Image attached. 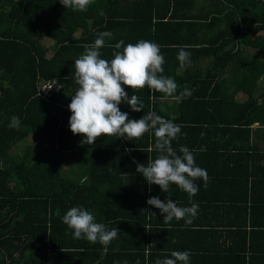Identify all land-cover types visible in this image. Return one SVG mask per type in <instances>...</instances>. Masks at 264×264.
<instances>
[{
	"label": "trees",
	"instance_id": "obj_1",
	"mask_svg": "<svg viewBox=\"0 0 264 264\" xmlns=\"http://www.w3.org/2000/svg\"><path fill=\"white\" fill-rule=\"evenodd\" d=\"M194 1L94 0L86 12H74L59 0H0V264H81L85 258H92L90 264H117L118 253L112 250L126 262L149 264L158 253L147 247L154 234L146 226L156 221L144 206L143 211L126 214L124 204L129 202L127 193L139 189L141 196L131 199L143 204L160 190L136 171L137 163L146 165L148 157L156 158L157 153L149 151L154 137H103L84 145L83 137L69 128L68 105L78 87L74 61L84 52L82 45L93 43L99 33L118 30L100 49L101 58L108 60L115 51L112 45L120 40L125 46L142 39L157 43L166 61L163 75L175 79L177 94L185 87L192 90L180 103L173 99V118L162 111V100L172 98L162 99L157 92L153 99L147 87L133 92L125 86L129 99L136 95L142 101L143 111L132 112L125 103L119 106L129 119L155 111L181 125L179 139L172 142L177 151L186 146L196 154L201 148L218 153L214 141L220 136L235 134L247 142L253 123L264 126V113L257 108L264 95L258 94L264 52L255 56L245 45L264 31V3L257 12L245 0ZM188 5L200 15H179ZM34 6L41 10L33 14ZM136 28L142 33L121 31ZM200 30L207 35L200 36ZM258 42L264 45V36ZM228 43L237 47L224 50ZM180 47L191 52L186 69L177 60ZM229 66L231 78L225 75ZM48 80L60 83L61 90L43 99L37 95L39 84ZM236 94L246 97L237 101ZM13 116L20 124L10 128ZM75 206L91 211L109 230L117 227L116 246L108 245L105 252L98 242L73 239L62 217Z\"/></svg>",
	"mask_w": 264,
	"mask_h": 264
},
{
	"label": "clouds",
	"instance_id": "obj_2",
	"mask_svg": "<svg viewBox=\"0 0 264 264\" xmlns=\"http://www.w3.org/2000/svg\"><path fill=\"white\" fill-rule=\"evenodd\" d=\"M93 2L94 0H59L65 9L74 12H86ZM100 15L103 16L104 13L101 11ZM112 36L110 31L99 33L93 43L82 45L84 52L74 61V81L78 87L71 95V103L68 105L71 112L70 131L74 136L81 135V143L84 145L95 144L98 138L103 137L131 141L150 133L154 142L149 151H155L157 156L155 159L148 157L146 165L137 163L136 171L149 186L156 185L164 193H168L175 185L188 195L190 206L181 207L171 198L162 201L159 197H151L146 203L159 209L164 216V224H170L175 219L177 222L183 220L184 227L192 225L199 208L191 199L199 191L196 181L203 180L206 184L209 177L206 169L196 165L194 151L186 146H180L178 151L172 147V142L179 139L182 126L164 119L155 111H149L138 120L129 119L128 113L122 112L119 107L121 103H125L132 112H141L144 108L138 96L128 98L125 86L133 92L147 87L153 99L158 92L162 94V99L172 98L177 103L190 97L192 90L185 87L177 94L179 85L175 79L163 75L166 61L160 45L155 42L142 39L125 46L124 41L120 40L112 45L115 51L112 52L111 60L101 58L100 49L105 46L106 39H111ZM177 60L180 68L186 69L191 65V52L180 47ZM19 124V117H11L10 128ZM62 222L70 230L73 239L98 242L104 246L105 252L120 232L117 227L109 230L105 224L96 222L94 214L82 206L71 207L63 215ZM152 246L155 244L147 247ZM170 256L171 258L157 259L155 264H190V251H173Z\"/></svg>",
	"mask_w": 264,
	"mask_h": 264
},
{
	"label": "crops",
	"instance_id": "obj_3",
	"mask_svg": "<svg viewBox=\"0 0 264 264\" xmlns=\"http://www.w3.org/2000/svg\"><path fill=\"white\" fill-rule=\"evenodd\" d=\"M245 1L255 11L262 10L261 5L264 0ZM183 2L185 5L195 3L194 0H183ZM192 12L200 15L198 8L195 9L194 5L192 8L189 5L183 6L179 15ZM107 31L113 34L114 39L118 30L110 28ZM121 31L124 34L142 33L140 28L122 29ZM199 32L200 36L207 35L205 31L200 30ZM80 35L81 30H77L75 37ZM262 36H264V31L248 39V44L245 45L250 54L256 56L259 52H264L263 42H258ZM230 47L235 49L237 46L235 43H228L224 50ZM203 64L206 66V62ZM176 72L181 71L176 70ZM225 75L229 78L234 76L232 66L226 69ZM259 86L261 91L258 94H262L264 76L260 78ZM245 97V94L235 95L237 101H243ZM172 101L173 99L162 100L164 104L162 111L171 113L173 118L177 113ZM257 108L264 113V95L259 99ZM158 115L164 117L163 114L158 113ZM234 136L235 134L220 136L214 141L218 153L200 151V154H196L195 152L196 165L207 170L209 179L206 184L203 180L196 181L199 191L191 199L199 205V208L192 225L184 227L183 220L177 222L175 219L170 224H164V216L160 214L159 209L149 206L146 202L142 204L139 199L138 201L131 199L132 196H138V198L141 196L139 189L135 194L134 192L127 193L129 202L124 201V204L127 203L125 205L126 214L135 213L140 209L143 211L144 207L148 212L155 214L152 218L156 222L147 225L146 228L154 234L149 237V245L155 244V246L150 248L158 253L149 264H155L157 259L171 258L170 254L173 251L185 250L191 252L190 264H264V126L257 122L253 123L249 127L247 142ZM79 159L76 156V160L79 161ZM154 196L162 201L171 198L181 207L190 206L188 195L175 185L169 189L168 193L156 190ZM136 220L140 223V218ZM161 230L169 231L167 233L169 235L160 236L159 231ZM220 231H232V234H221ZM113 241L109 245L116 246ZM112 251L118 253L114 255V260L118 264H124L127 259L116 252L117 250ZM199 255L210 258L200 259ZM84 260L81 264H90L92 258ZM200 260L203 263L199 262ZM140 263L141 261H132V259L127 262V264Z\"/></svg>",
	"mask_w": 264,
	"mask_h": 264
},
{
	"label": "built area",
	"instance_id": "obj_4",
	"mask_svg": "<svg viewBox=\"0 0 264 264\" xmlns=\"http://www.w3.org/2000/svg\"><path fill=\"white\" fill-rule=\"evenodd\" d=\"M61 90V84L56 80L44 81L39 84L37 95L43 99H48L52 93H57Z\"/></svg>",
	"mask_w": 264,
	"mask_h": 264
},
{
	"label": "rangeland",
	"instance_id": "obj_5",
	"mask_svg": "<svg viewBox=\"0 0 264 264\" xmlns=\"http://www.w3.org/2000/svg\"><path fill=\"white\" fill-rule=\"evenodd\" d=\"M35 10V11H34ZM41 9L40 8H37V9H35V6L33 7V9H32V13L33 14H35V13H38L39 11H40ZM62 11V10H61ZM48 39H46V38H44L43 39V41H44V43L47 41ZM25 144H22V145H18V148H16L15 150L16 151H20L21 149H23V146H24ZM65 168V167H64Z\"/></svg>",
	"mask_w": 264,
	"mask_h": 264
}]
</instances>
